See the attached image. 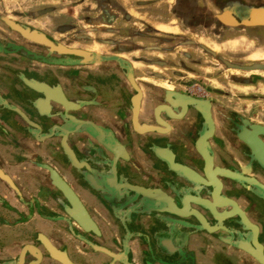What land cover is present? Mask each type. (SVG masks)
<instances>
[{"label":"flooded vegetation","instance_id":"flooded-vegetation-1","mask_svg":"<svg viewBox=\"0 0 264 264\" xmlns=\"http://www.w3.org/2000/svg\"><path fill=\"white\" fill-rule=\"evenodd\" d=\"M263 4L146 0L155 17L175 16L180 32L167 37L181 50L167 85L139 80L126 58L78 65L44 53L2 17L65 44L0 12V264H264V163L254 152L264 122L226 103L223 87L226 69H246V49L229 55L231 44L251 32L264 46ZM199 61L219 86L189 79ZM55 90L76 103L64 106ZM138 93V124L156 126L145 133L134 129ZM183 95L208 100L210 121L183 111Z\"/></svg>","mask_w":264,"mask_h":264},{"label":"crops","instance_id":"crops-1","mask_svg":"<svg viewBox=\"0 0 264 264\" xmlns=\"http://www.w3.org/2000/svg\"><path fill=\"white\" fill-rule=\"evenodd\" d=\"M147 9L146 0H0L1 13L42 29L65 45L126 58L139 80L167 85L168 71L179 66L176 57L181 51L178 47L174 49L167 37L180 32L175 27V16L159 19ZM248 35L239 37L244 41L231 44L233 51L229 55L246 49L242 53L246 69H226L229 76L223 79V87L231 94L224 101L264 122V69L254 68L256 63L264 62V47L259 48V42H250L255 41L250 40L253 33ZM237 43L239 47H234ZM211 66L199 61L194 70L193 65L190 67L187 76L219 86L214 79L216 70ZM147 72L162 73L167 79L151 77ZM202 75L205 77L199 78Z\"/></svg>","mask_w":264,"mask_h":264},{"label":"water","instance_id":"water-1","mask_svg":"<svg viewBox=\"0 0 264 264\" xmlns=\"http://www.w3.org/2000/svg\"><path fill=\"white\" fill-rule=\"evenodd\" d=\"M245 6L248 7L250 10H256L257 11L256 6H253L250 3H247ZM263 6H264V4H263ZM257 7L259 8V6H257ZM249 16L247 15V18ZM230 18L236 22H239L240 25H242V26H246V25L249 26L250 25V24H247L248 22H250V21H248V19H246V20L237 19L233 15V13H230ZM2 21L10 29H12L13 31H16L22 38L26 39L28 45L38 47V49L40 51H43L44 53H49V54L56 56V57H58V56L78 57L77 60H67L68 63L71 62L72 64L80 65V64H86L88 62L99 63L103 60L111 61L112 59L117 58L116 56L111 58V57H109V55H102L100 52H93V51L85 50V49L79 48V47L62 45V44L54 41L50 37H48L46 34L40 32L34 28L23 26L22 24L15 22L14 20L9 19L7 17H2ZM250 23H253V22H250ZM58 62L64 63V60H59ZM133 86L137 88L136 84H133ZM55 92H57V94L55 95L56 96L55 100H57L58 102H61L64 106L76 103L73 100L69 101L64 96H62L63 95L61 93L62 91L55 90ZM183 96H184L183 100H182V98L180 100L181 104H182L183 111H186V109H189V108L190 109L191 108L196 109L199 112H201L203 115H205L204 117L210 121V115L208 113V107L210 105V102L208 100H202V99H198V98H194V97L192 98V97L187 96V95H183ZM140 99H141V94L138 93L137 95H135L134 100H133V104H134V109H133L134 129L140 133H145L146 130L150 131V130L156 129V126H152V125L146 126V124L145 125L138 124L139 123L138 122V107L140 104ZM177 102H179V100H177ZM172 103H175V102H172ZM256 126L258 127L259 132L264 134V127H262L261 125H256ZM252 135H256V133H254ZM257 140H259V139H257ZM116 143L118 144V142H116ZM259 144H260V146L256 147L254 150V152H256V151L258 152V154H257V152L255 153V156H256V159L258 161L264 163V154L261 152V151H264V144L261 142H259ZM51 174H52L53 183L57 186V188L65 195V197L67 199H69L73 203H76L77 206L80 208L81 205L78 201V197H77V194L75 193V191L67 183L63 182L59 178V175L56 172H51ZM4 178L6 179L7 182L12 184L11 183L12 181L7 176H4ZM261 187L264 188V186H261ZM198 215H199L198 217H200L199 212H198ZM73 218L76 219V221H78L79 224L83 225V222H81V219L77 218V216L73 215ZM200 220L203 221L201 217H200ZM120 255H121V257L123 256V259L126 258L125 254H119L118 256H120ZM66 264H71V263L67 262Z\"/></svg>","mask_w":264,"mask_h":264},{"label":"rangeland","instance_id":"rangeland-1","mask_svg":"<svg viewBox=\"0 0 264 264\" xmlns=\"http://www.w3.org/2000/svg\"><path fill=\"white\" fill-rule=\"evenodd\" d=\"M241 41H243V40H241ZM257 46L260 48L261 46L260 45H258L257 44ZM262 47H264V46H262ZM232 51H233V47H232ZM233 54V53H232ZM236 62H241V61H236Z\"/></svg>","mask_w":264,"mask_h":264},{"label":"bare ground","instance_id":"bare-ground-1","mask_svg":"<svg viewBox=\"0 0 264 264\" xmlns=\"http://www.w3.org/2000/svg\"><path fill=\"white\" fill-rule=\"evenodd\" d=\"M203 91V90H202ZM246 132V131H245ZM247 134V133H246ZM243 135V134H242ZM248 138V137H247ZM251 138V137H250ZM251 140V139H250ZM251 141H253V140H251Z\"/></svg>","mask_w":264,"mask_h":264}]
</instances>
